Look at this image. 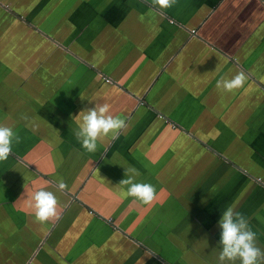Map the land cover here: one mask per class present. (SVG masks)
<instances>
[{
	"label": "crops",
	"instance_id": "crops-1",
	"mask_svg": "<svg viewBox=\"0 0 264 264\" xmlns=\"http://www.w3.org/2000/svg\"><path fill=\"white\" fill-rule=\"evenodd\" d=\"M96 103L126 127L88 153L77 116ZM0 124L20 137L0 264H219L230 206L264 249V0H0ZM129 167L151 205L119 185ZM39 190L58 200L44 224Z\"/></svg>",
	"mask_w": 264,
	"mask_h": 264
},
{
	"label": "clouds",
	"instance_id": "clouds-1",
	"mask_svg": "<svg viewBox=\"0 0 264 264\" xmlns=\"http://www.w3.org/2000/svg\"><path fill=\"white\" fill-rule=\"evenodd\" d=\"M150 3L160 9H168L176 6L179 0H150ZM246 80L245 73L240 72L230 80L218 81L217 87L232 93L243 88ZM109 112L108 103H96L94 107L82 111L77 116L78 128L75 137L88 153L96 152L98 142L105 138L115 139L126 127L125 119L109 115ZM14 142H20L19 135L12 127L0 124V162L7 161L12 154ZM136 175L138 172L135 168H125L127 178L119 185L127 186L126 196L134 198V201L142 205H151L156 197V188L150 183H136ZM58 187L65 188L62 180ZM32 201L30 207L34 211L36 222L44 224L57 217L58 200L53 191L39 190L35 192ZM218 225L221 229L219 264H264V249L257 245V234L242 213L230 206L223 211Z\"/></svg>",
	"mask_w": 264,
	"mask_h": 264
},
{
	"label": "built area",
	"instance_id": "built-area-1",
	"mask_svg": "<svg viewBox=\"0 0 264 264\" xmlns=\"http://www.w3.org/2000/svg\"><path fill=\"white\" fill-rule=\"evenodd\" d=\"M110 80L109 79H107V82H109Z\"/></svg>",
	"mask_w": 264,
	"mask_h": 264
},
{
	"label": "rangeland",
	"instance_id": "rangeland-1",
	"mask_svg": "<svg viewBox=\"0 0 264 264\" xmlns=\"http://www.w3.org/2000/svg\"><path fill=\"white\" fill-rule=\"evenodd\" d=\"M107 81V79H105ZM156 110V109H155ZM158 111V110H157ZM159 112V111H158Z\"/></svg>",
	"mask_w": 264,
	"mask_h": 264
}]
</instances>
